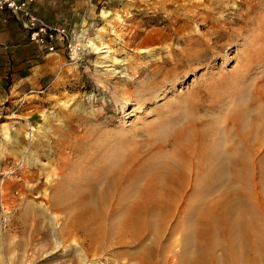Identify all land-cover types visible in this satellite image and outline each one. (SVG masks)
Returning a JSON list of instances; mask_svg holds the SVG:
<instances>
[{"label":"rangeland","instance_id":"obj_1","mask_svg":"<svg viewBox=\"0 0 264 264\" xmlns=\"http://www.w3.org/2000/svg\"><path fill=\"white\" fill-rule=\"evenodd\" d=\"M32 10L42 38L24 41L14 15L9 43L0 42V264H137L134 243L100 246L67 220L76 210L52 204L64 172L84 161L70 152L64 167L51 145L76 137L80 147L96 126L144 156L145 129L165 138L192 117L213 134L234 105L261 107L264 0H34ZM70 113L89 119L73 121L78 136L64 128ZM251 150L259 197L264 142ZM260 232L246 243V264H264V224Z\"/></svg>","mask_w":264,"mask_h":264},{"label":"bare ground","instance_id":"obj_2","mask_svg":"<svg viewBox=\"0 0 264 264\" xmlns=\"http://www.w3.org/2000/svg\"><path fill=\"white\" fill-rule=\"evenodd\" d=\"M258 93L264 97V82ZM248 105L241 111L234 105L218 133L210 134V123L196 127L192 117L165 138L145 129L150 148L144 156L128 148L130 141L121 145L117 135L96 126L79 133L80 147L76 137L56 139L51 146L62 148L56 158L64 167L71 164L67 153L78 150L84 163L64 172L62 191L52 193L60 199L52 204H63L66 214L76 210L67 220L100 246L134 243V259L128 260L137 264H246V243L264 224V156L259 197L251 184V144L264 142V104ZM86 117L70 113L64 128L78 136L73 121L83 125ZM63 132L56 127V134Z\"/></svg>","mask_w":264,"mask_h":264},{"label":"built area","instance_id":"obj_3","mask_svg":"<svg viewBox=\"0 0 264 264\" xmlns=\"http://www.w3.org/2000/svg\"><path fill=\"white\" fill-rule=\"evenodd\" d=\"M34 0H0V10L7 9L12 12L23 24L30 29V37L42 38L40 35L45 31V23L32 10ZM60 31H63L61 28ZM49 38H53L55 33H47ZM52 49V46H49Z\"/></svg>","mask_w":264,"mask_h":264},{"label":"trees","instance_id":"obj_4","mask_svg":"<svg viewBox=\"0 0 264 264\" xmlns=\"http://www.w3.org/2000/svg\"><path fill=\"white\" fill-rule=\"evenodd\" d=\"M3 10H7V9H3ZM6 21L7 22H6L5 27L2 30V32L0 33V37H1L0 39H1V41H5V42L9 43V38L10 37L7 34L8 30H9V25H11L13 23H17V19L15 18L14 15H12V13H9L7 15ZM20 28H21L22 31H24V36L25 37L23 38V40L26 41L30 37V30L28 28H26L25 26H20ZM21 40H22V38L18 39L17 42H19Z\"/></svg>","mask_w":264,"mask_h":264},{"label":"crops","instance_id":"obj_5","mask_svg":"<svg viewBox=\"0 0 264 264\" xmlns=\"http://www.w3.org/2000/svg\"><path fill=\"white\" fill-rule=\"evenodd\" d=\"M9 13H11V12H8L5 16H4V18H3V21H5V24H4V26H3V28H2V30L4 29V27H5V25H6V18H7V15L9 14ZM12 15H14V14H12ZM19 21V20H18ZM2 30H0V33L2 32ZM1 38V37H0ZM0 42H5V41H1V39H0ZM7 43V42H6Z\"/></svg>","mask_w":264,"mask_h":264}]
</instances>
